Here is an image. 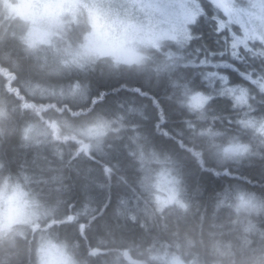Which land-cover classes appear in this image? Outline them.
I'll return each instance as SVG.
<instances>
[{
  "label": "trees",
  "instance_id": "16d2710c",
  "mask_svg": "<svg viewBox=\"0 0 264 264\" xmlns=\"http://www.w3.org/2000/svg\"><path fill=\"white\" fill-rule=\"evenodd\" d=\"M14 2L0 0V180L39 197L49 214L37 224L0 229V264H39L48 239L66 243L77 264H161L149 256L165 252L187 264H264L259 93L233 96L251 123L243 131L235 123L229 128L206 105L188 107L194 93L176 79L187 62V39L164 43L167 51L139 68L68 67L28 47L27 21L12 10ZM80 30L68 39H79L85 25ZM136 86L160 98L171 116L164 125L170 135L143 115L148 102L134 96ZM189 113L194 130L180 123ZM224 144L236 146L238 162L218 163ZM163 167L177 179L178 196L162 205L150 183ZM238 192L253 194L260 210L237 211Z\"/></svg>",
  "mask_w": 264,
  "mask_h": 264
},
{
  "label": "clouds",
  "instance_id": "9594fccd",
  "mask_svg": "<svg viewBox=\"0 0 264 264\" xmlns=\"http://www.w3.org/2000/svg\"><path fill=\"white\" fill-rule=\"evenodd\" d=\"M17 6L35 13L34 22L25 25L28 47L32 50L51 49L61 57L62 65L84 67L103 62L133 69L141 67L146 59L142 49L150 44V37L143 31L125 29L103 0H19ZM90 13L92 19L89 18ZM81 23L86 30L79 39L69 40L70 26ZM230 147L229 144L218 147V163L238 162L235 151L225 152ZM239 151L240 156L246 154L247 145ZM234 199V207L239 212L251 214L261 208L253 194L238 192ZM32 211V201L22 186L13 184L7 178L0 180V215L5 218L10 214L28 216ZM47 247L48 264H77L66 243L50 239ZM149 260L161 264H186L181 256L169 252L152 254Z\"/></svg>",
  "mask_w": 264,
  "mask_h": 264
},
{
  "label": "rangeland",
  "instance_id": "374dc122",
  "mask_svg": "<svg viewBox=\"0 0 264 264\" xmlns=\"http://www.w3.org/2000/svg\"><path fill=\"white\" fill-rule=\"evenodd\" d=\"M18 2L19 0H15L14 3H11L12 10L20 15L22 20L27 21V24L34 22L35 13L32 10L19 9ZM103 3L116 14L125 29L132 32L143 31L150 37V44L142 49L146 57L144 62L154 54L167 51V49H163L164 43L173 42L178 45L185 43L186 34L190 31L191 25L200 15H204L205 4H210V8L214 11V19L217 24L223 23L225 25L229 37H238L240 41H243L242 44H238L237 51L243 49L249 53L264 54V16L259 14L248 16L244 25H241L237 20L238 15L244 18L248 13H259L262 0H103ZM89 18L92 19L91 13ZM82 25L84 26L83 23L71 25L67 38L71 35L81 34ZM230 44L231 40L229 41L231 52ZM256 44L261 45V47L255 46ZM37 51L44 58L61 63V57L51 49ZM68 67L80 68L75 64H69ZM256 80L258 85H264V77H256ZM239 92L233 94L235 99L236 97L237 99L248 97L247 93L241 95ZM262 123L264 121L259 123V129ZM90 135L91 137L96 135V131H90ZM162 162L164 164V161ZM153 176L156 179L155 186L158 192L156 199L160 204L176 202L178 196L177 179L171 175L170 169L163 167ZM13 184L20 186L17 183ZM28 194L32 201L33 211L28 216L10 214L5 218L0 215V229L7 230L15 224H37L49 214L43 208L39 197L37 199L34 195ZM34 228L37 229V225ZM48 240L38 251L39 264H48ZM128 263L142 264L130 260Z\"/></svg>",
  "mask_w": 264,
  "mask_h": 264
},
{
  "label": "snow or ice",
  "instance_id": "6c2138e0",
  "mask_svg": "<svg viewBox=\"0 0 264 264\" xmlns=\"http://www.w3.org/2000/svg\"><path fill=\"white\" fill-rule=\"evenodd\" d=\"M253 14L264 16V0L259 13H248L244 18L238 15L237 20L244 25L247 17ZM206 35L207 39H205ZM186 39L187 62L176 79L183 86L186 94L194 93L189 97L188 107L198 109L206 105L205 111L214 120L218 119L229 128L235 123L238 130H245L251 122L245 121L240 116L238 107L233 102V94L239 90L241 95L250 93L255 98V94L259 93L262 98L260 110L264 113V85L257 87L256 80L258 75L264 74V54L251 55L238 52L236 50L238 44H242L243 41L238 37H229L225 25L217 24L208 6L204 7V15L191 25ZM230 40L231 52H229ZM132 91L135 97L148 102L142 105L146 119L152 122L154 128L163 129L165 134L170 135L164 125L170 123L171 116L161 104L160 98L142 86H136ZM168 99L171 100L170 97ZM149 105L154 110L151 114L148 112ZM191 115L192 113H189L180 123L194 130L195 125L192 123ZM260 131L264 132V123L261 124ZM235 150L236 146H231L226 148L225 152Z\"/></svg>",
  "mask_w": 264,
  "mask_h": 264
},
{
  "label": "bare ground",
  "instance_id": "6f19581e",
  "mask_svg": "<svg viewBox=\"0 0 264 264\" xmlns=\"http://www.w3.org/2000/svg\"><path fill=\"white\" fill-rule=\"evenodd\" d=\"M128 142H129V140H127V143H128ZM155 182H156V179H155V178H152L151 183H150V181H149V183L152 184L153 187H155ZM125 257H126V256H125Z\"/></svg>",
  "mask_w": 264,
  "mask_h": 264
},
{
  "label": "water",
  "instance_id": "95a60500",
  "mask_svg": "<svg viewBox=\"0 0 264 264\" xmlns=\"http://www.w3.org/2000/svg\"><path fill=\"white\" fill-rule=\"evenodd\" d=\"M82 148H84V149L87 151V145H86V144H83V145H82ZM123 256L125 257V256H126V253H124Z\"/></svg>",
  "mask_w": 264,
  "mask_h": 264
}]
</instances>
